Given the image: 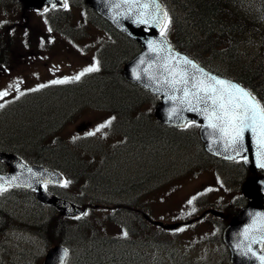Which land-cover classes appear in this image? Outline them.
<instances>
[{"label": "rangeland", "instance_id": "374dc122", "mask_svg": "<svg viewBox=\"0 0 264 264\" xmlns=\"http://www.w3.org/2000/svg\"><path fill=\"white\" fill-rule=\"evenodd\" d=\"M259 2L260 1L257 0L255 6L257 10L259 9ZM261 19L264 25V14L261 15ZM2 22H4L7 30H19L18 34L21 35L17 44L22 42V44L32 45L34 41L30 40L29 34H26L29 31L36 30L37 33H39L37 36L40 38L43 36L48 37L44 34V31H48L49 29L46 18L41 17L39 13L31 10L24 14L21 6L14 7L13 4L0 6V23ZM66 26L69 27V32L74 33L77 40H72L70 36V39L68 37L67 39H63L55 35L53 36L56 37L54 39L57 41L55 46H51L48 49L43 47L37 48V55L33 57L32 61L25 60L19 63L15 60L11 63L8 70L0 72V93H7V95L0 96V107L3 104L11 103L5 101V99L22 92V90L34 88V85L43 83L45 80H54L58 75L67 76L68 74H71L73 78L81 72H84L85 69L95 66V59L98 53L97 48H101L103 43L108 42L107 33L103 29H100L99 26L95 25L90 19H87V15L83 13V8L80 5L73 6L71 14L67 16ZM57 29L60 31L59 26ZM76 33H80V35ZM44 41L46 44L48 43L46 38H44ZM254 49L255 47L252 46L251 50ZM95 81L90 84H94ZM30 96L31 97L27 100H23L21 106L19 105L15 108H11L12 110L7 118L0 121V124L3 126L8 124L2 127L0 133L6 130L8 133L14 132L21 136L22 134L20 133H22L24 129H27L28 132H38L47 135L49 130L55 131L56 128L49 127V124L45 127L41 123L35 121H42L55 117V119L59 118V122L57 123L61 125L59 133H61L69 150L74 146H77L76 148L79 152L83 149L87 150L92 147L94 148L95 145H98V148H100L99 144L101 143L104 144L103 149L105 151L107 147L111 150V146H116V148L119 147L120 149L115 159L108 160L105 163L106 166L108 165L107 168L105 165H103L104 168H102L103 173L108 177L106 181L103 182V184L107 185L106 188L108 192H102V190H100L96 195L102 197L108 195L106 198L109 197V199L118 203L119 205H115V207L119 208L117 209L118 216L120 218H125L122 219L123 221H126L128 217L130 222L135 221L134 218L137 214L135 213L136 209L141 206L134 196L139 194V190L142 191L141 193L144 192L150 200V214L164 220H179L185 216L191 217V215L199 209L193 206L194 204L192 202L195 198L194 196L205 193V191L210 192L209 196H211V202H213V204L216 203L226 210L229 208H237L238 204L232 202L240 194L241 181L246 176L244 172L240 170L239 165L220 164L219 170L223 172V174L225 173L224 176L218 175L212 168L206 169L204 172L189 170V172L185 173L187 167H182V165H180L181 161H183L185 157L188 159V155L191 153H193L194 156L195 150L190 148L185 153L176 151V153H171L169 155L165 154V156L171 159L170 161L173 163L171 167L176 168V171L179 169L183 170L177 171V173L174 170L172 180L167 182L166 185L155 188L165 182L159 181L145 187L139 181L134 180L137 178L135 169L138 165L136 163L145 158L151 161L150 163H153V159L156 162L155 157L150 155L152 154L150 152V154H147V150L143 152L145 150L143 148H141V150H139V148L129 149V142L128 144L122 145V139H117L114 135H111L110 130H108L107 119L109 112L100 110V108H102L100 106L90 104L95 101L92 97L89 98L86 96L84 98L82 95L76 94L59 96L58 91L39 92L37 94H31ZM81 103H83L81 107L79 106L74 109L75 106ZM67 104H69V108L60 112L61 107H65ZM148 108L150 109L152 106L150 107L148 103L143 105L144 110H149ZM70 110L72 113L74 112L75 116H73ZM40 111H42V113L39 114V116H37V114H32L31 117L33 118L27 117V115L31 113ZM83 122L88 123V125L85 128L82 127L81 131H77L75 129L76 126L79 124L81 125ZM117 125L120 126L119 123ZM156 127L155 123L149 119H143V122L142 120L135 121L132 122L131 125V129L134 130L135 128V131L139 130V134L141 135L144 133V136L151 133L154 135L157 130ZM142 129H144V132ZM184 140H189L188 135L184 136ZM132 144L131 141L130 146H132ZM103 149L99 150L101 154ZM112 154L115 155V151ZM126 155L129 157H126ZM165 159H162V161H165ZM159 160L161 161V159ZM190 163L193 162L190 161L189 164ZM189 164L187 166H189ZM109 169L111 172H109ZM144 170V168L140 170L141 175L144 174ZM165 171L166 170H163L162 174ZM231 172L233 173L228 174ZM159 174L160 173L155 174L156 178L161 176ZM154 177L150 179V181H153ZM109 180L113 184H110ZM93 183H96L95 178ZM132 183H134V185H132ZM119 190H121V192ZM71 194L73 196L74 193L71 192ZM131 198L135 199V202H132L134 204L129 200ZM140 201L143 203L142 199H140ZM189 201H191V203ZM21 202L22 200H19L8 207L21 216L24 214L28 216L34 213L32 208L24 206L25 204H21ZM143 204H145V202ZM3 205L6 206V204ZM121 205L126 206L124 207ZM91 211V215H88L86 219L88 218L87 220L92 221L93 224H100L98 228L93 226V229H95L97 233H107V235L111 233L110 235L131 239L132 234L130 232H125V229L119 225V221L106 220L95 210ZM6 216L9 220L7 223L9 226L7 228L10 230L14 229L16 225H20V220L15 221L16 217L13 213L12 216ZM135 225L137 226V224ZM188 229V225H181L178 231H169V235L168 233L162 235L161 233L150 231V234L161 238V242L159 241V243L163 245L162 248L157 249L153 253L154 257L158 259L157 263L162 260L160 264H228V257L220 256L217 251L218 249L224 256L228 255L227 251L224 253L222 243L216 240L220 233L216 222L210 219L208 222L193 226L191 230ZM30 233L34 234L33 232ZM30 233H26L25 231L12 232L10 233L11 238L9 241L0 237V264H24V262L25 264H42L41 260L43 256L41 260L39 258L41 255L45 254L47 243ZM125 233L128 234L125 235ZM133 234L137 235V233L134 232ZM103 239H106V236ZM162 240H164V242H162ZM5 241H8V244L6 247H3L1 244L5 243ZM93 244L87 243L84 245L85 255H89L88 253H90L93 257L97 256L98 250L93 248ZM107 244L108 243H104L103 245ZM174 244H177V251L172 250ZM91 247L93 249H91ZM73 249L75 250V257L78 254H82L81 251H77L76 245ZM73 264H78V261L74 260Z\"/></svg>", "mask_w": 264, "mask_h": 264}, {"label": "trees", "instance_id": "16d2710c", "mask_svg": "<svg viewBox=\"0 0 264 264\" xmlns=\"http://www.w3.org/2000/svg\"><path fill=\"white\" fill-rule=\"evenodd\" d=\"M259 1V9L257 10L255 8L257 0H164L168 6L173 4L174 7L169 10L165 34L175 47L197 59L204 67L223 73L230 78L233 77L245 84L264 104V25L261 19V15L264 14V0ZM96 16L98 22L95 21L94 23L104 29L112 38L103 52L101 73L92 76L89 78L90 80H86L84 85L80 83L81 86L77 87L76 92L69 91L68 96L69 94H76L92 97L95 100L93 102H96L98 106L102 105V108L105 106L109 108L114 112V118L119 120L117 123L121 125L120 131L127 138L126 141H132L134 146L132 145L133 147L131 146L130 149L139 148L141 150L143 148L145 149L143 152H146L145 145L137 143L141 137L139 130L135 132L131 129V125L132 122L148 119L149 115L143 109V103L156 100V96L126 80L122 72V67L127 59L137 53L138 45L110 25L104 18ZM252 46L255 47L254 50H251ZM93 81L95 83L91 85L90 83ZM27 117L31 118L30 116ZM4 126H0V131ZM157 127L165 128V126L159 125ZM142 130L144 132V129ZM167 130L172 131L171 133L175 137L181 139H184L186 134L178 129L176 131ZM20 134L22 135L19 136L15 133L12 135L3 130L0 133V141L10 143L13 149L18 148L17 146H23L22 151H26L28 155L35 157V162L62 169L72 180V184L84 176L90 180L95 178L96 185L93 187L79 188L82 191L86 190L84 196H79L80 201H85V196L86 198L89 197L87 190L89 192L93 189V193L90 191V194L93 195L100 190L108 192L107 185L103 184V181H106L105 178L108 177L102 172L101 167L95 166L94 162L74 155L66 145L58 149L50 145L40 144L39 141L35 142V135L28 132L27 129H24ZM160 138L162 137L151 134L150 137H143V140H147L150 146L160 147L163 144V140ZM196 139L197 141H191L189 148L197 149L195 144L198 142V150H200L198 158L203 157L208 160L213 158L203 150L200 140ZM158 157L157 162L161 166L165 164V161L170 163V158ZM1 167L2 164L0 163V171ZM95 170L96 173L93 172ZM12 194V196L7 195L1 200L6 206L0 204V231L7 229L9 220L6 215L12 216L13 213L16 217L15 221L20 220V225H16L15 229L33 232L47 244L58 242L66 245L70 249L72 264L74 260H77L78 264H160L162 261L157 263L158 259L153 255L154 251L163 247L159 243L160 238L145 230V224H143L140 215H135L134 222H130L129 217L126 222L123 221L122 219L125 218L121 217V219L118 216L117 209L119 208L115 207L119 204L110 203V209H113L116 215L110 210L111 213L99 210L96 212L103 218L109 214V219L119 221V225L125 229V232L137 233V235H131V239L107 235V233L99 234L93 229V226L98 228L100 224H93L87 219L62 218L53 207L49 208L36 204L33 196H30L29 193L18 191L12 192ZM91 197L95 198V196ZM19 200H22L21 204H25L26 207L32 204L35 207V209L32 207L34 213L21 216L8 207ZM129 200L132 201L133 198ZM136 201L143 208L140 199L137 198ZM121 206L125 207L126 205ZM105 236L106 239H103ZM1 237L5 238V233L2 232ZM101 241L103 244L108 243L110 245H103ZM87 243H94L93 248L98 250L97 256L93 257L90 253L85 255L84 245ZM75 245L77 251L82 253L76 257L73 249ZM93 248L91 247V249Z\"/></svg>", "mask_w": 264, "mask_h": 264}, {"label": "water", "instance_id": "95a60500", "mask_svg": "<svg viewBox=\"0 0 264 264\" xmlns=\"http://www.w3.org/2000/svg\"><path fill=\"white\" fill-rule=\"evenodd\" d=\"M28 7L46 8L54 6V4L61 3L62 0H22ZM92 7H94L99 14L109 18L119 29L132 36L143 47V51L131 59L125 66V77L132 82L140 84L152 91L154 94L162 98L154 112L156 117L163 123H169L173 126H182L187 120H194L201 122L200 130L201 138L205 141V148L211 154L217 157L229 159L237 156H243L246 166L252 170L263 169L261 167V157L258 155L257 145L251 133L246 132L244 137L243 150L239 155L231 149L225 150L223 141L218 138V135H213V130L208 125V120L198 111L192 110L186 103L182 102L183 91H175L173 87L166 82L170 80L171 76L164 70V66L174 67L177 71H184L189 77V87L191 86L192 78L207 79L204 74L215 76L218 79H223L239 84L235 80L225 78L209 69L201 66L193 58L188 57L185 53L179 52L174 46H171L165 35H162L160 30L164 25L167 14L165 6L161 0H156L160 5L161 14L155 19H152V13L155 11L151 7L152 0H86ZM148 4V9H141L139 5ZM146 13L145 18L149 23H138L141 13ZM148 29L147 30H145ZM155 49V50H154ZM191 60L194 64L202 69L203 72L197 71L191 65L184 64L183 58ZM240 85V84H239ZM243 87L242 85H240ZM182 87V86H178ZM246 89L245 87H243ZM247 90V89H246ZM249 91V90H247ZM201 109L205 106L199 105ZM0 158H7L12 171L10 174L0 176V187L5 184H17L22 186L34 187L40 182H61V176L54 171L47 170L39 166L24 165L19 158L11 155L0 154ZM39 178V181H38ZM38 181V183H37ZM264 176H250L244 182L242 193L247 198L248 204L245 208L240 210L237 216L234 217L230 225L225 229L224 241L228 243L231 253L232 262L234 264H260L256 256L264 255L258 248L259 244H252V252L247 251L249 240L243 235V230L249 228L253 221H256L257 227L261 224L259 214H264ZM40 197L47 203H52L57 206L61 214L79 215L81 211L75 205L69 202L56 199L52 195ZM168 227H176V225H168ZM255 234V233H253ZM65 251L62 247L56 245L50 249L46 256L44 264H64Z\"/></svg>", "mask_w": 264, "mask_h": 264}, {"label": "snow or ice", "instance_id": "6c2138e0", "mask_svg": "<svg viewBox=\"0 0 264 264\" xmlns=\"http://www.w3.org/2000/svg\"><path fill=\"white\" fill-rule=\"evenodd\" d=\"M139 7L148 9L149 5L141 4ZM151 7L155 9L152 13V19L155 20L161 14L160 5L156 0H152ZM145 15L146 13L142 12L137 22L149 23ZM163 15L167 16L166 13H163ZM163 33L164 29L162 28L161 34ZM182 62L191 65L199 72H203L186 57L183 58ZM97 70L98 68L93 66L85 69V72ZM164 70L171 76V79L166 80V82L175 91H183V103L205 116L208 120L207 127L213 130V135H218V138L223 141L225 150L231 149L239 155L243 150L245 133H251L257 145L258 155L261 157L260 166L264 167V104H261L249 91L237 83L204 74L207 79L193 77V82L189 87V77L184 71H177L174 67L170 68L167 65L164 66ZM82 75H84V72L72 79L79 80ZM68 82V78L53 81V83ZM4 95H7V93H0V96ZM201 104L205 106L203 109L199 107ZM228 158L232 159L233 157L229 156ZM67 183L65 182V186H67ZM189 202L191 203V201ZM259 216L261 219L259 227H257L254 220L249 228L243 230L244 237L249 240L245 255H247V252H252V244H260L261 249L264 250V214H259ZM252 254L257 257L260 264H264V255H257L255 252ZM65 255H67L66 251Z\"/></svg>", "mask_w": 264, "mask_h": 264}, {"label": "bare ground", "instance_id": "6f19581e", "mask_svg": "<svg viewBox=\"0 0 264 264\" xmlns=\"http://www.w3.org/2000/svg\"><path fill=\"white\" fill-rule=\"evenodd\" d=\"M18 113V112H17ZM32 114H37V112H35V113H31L30 114V117H31V115ZM31 118H33V117H31ZM140 121V120H139ZM142 122H143V120H142ZM125 125H126V123H125ZM129 125H130V123H129ZM128 127V126H127ZM130 127V126H129ZM157 128V130H156V136H158V137H162L161 139L162 140H164V145H162V146H160V147H157L158 148V151L160 152V155H158V156H161V157H164L165 156V154L166 155H169V154H171V153H176V151H182V152H187L188 151V148L190 147V142H189V140H184V139H181V138H179V137H175L170 131H168L166 128H161V127H156ZM130 131V130H129ZM134 131H135V128H134ZM136 132V131H135ZM134 133V132H133ZM131 134V133H130ZM134 135V134H133ZM132 135V136H133ZM136 135V134H135ZM134 135V136H135ZM133 136V137H134ZM140 136V135H139ZM151 136V134H149V135H146V136H144V134L142 135L141 134V137L140 138H142V139H138V144L140 143H142L143 145H145L144 146V148L146 147L147 148V154H150V153H152V154H150V155H153V152H152V150H151V146L150 145H148V142H147V140H143V137H150ZM150 152V153H149ZM67 153V152H66ZM199 153H200V150H198V149H195V155L193 156V153H191L190 155H188L189 157H188V162L189 161H191V162H193L194 160H195V158H197L198 157V155H199ZM68 154V153H67ZM71 154V153H70ZM124 154V153H123ZM64 155H66L65 153H64ZM146 155V154H145ZM67 156H69V155H67ZM125 156V155H124ZM128 155H126V157H127ZM147 156V155H146ZM129 157V156H128ZM65 158H66V156H65ZM131 161V160H130ZM133 162V161H132ZM105 166H106V164H105ZM108 166V165H107ZM107 166H106V168H107ZM117 167V166H116ZM121 168V167H120ZM119 168V169H120ZM111 169V168H110ZM109 169V170H110ZM100 170V169H99ZM112 170V169H111ZM111 170L109 171V172H111ZM121 170H124V169H121ZM120 170V171H121ZM113 171V170H112ZM66 172V171H65ZM102 172H103V169H102ZM67 175V174H66ZM69 175V174H68ZM160 175V174H159ZM109 176V175H108ZM110 176H111V174H110ZM112 178V177H111ZM101 179V178H100ZM102 180H103V178H102ZM105 180H106V178H105ZM110 181V180H109ZM104 182V181H103ZM132 182V181H131ZM110 184H113V183H111V181L109 182ZM125 183V182H124ZM122 184V183H121ZM128 184V183H127ZM94 185H96V184H94ZM122 185H124V184H122ZM132 185H134V183H132ZM92 186V185H91ZM90 186V187H91ZM127 186V185H126ZM130 186V185H129ZM136 186V185H135ZM139 186V185H138ZM137 186V187H138ZM142 186V185H141ZM146 187V186H145ZM120 188V187H119ZM138 188H140V187H138ZM89 189V188H88ZM91 189V188H90ZM99 189V188H98ZM112 189V188H111ZM144 189V188H143ZM113 190V189H112ZM115 190H116V187H115ZM86 191V190H85ZM91 192L93 191V189H91L90 190ZM90 191H89V193H90ZM120 192H121V190H119ZM140 191V190H139ZM102 192H105L104 190H102ZM93 193V192H92ZM97 193V192H96ZM111 193V192H110ZM113 193H114V191H113ZM112 193V194H113ZM119 193V192H118ZM117 193V194H118ZM108 196V195H107ZM106 196V197H107ZM86 197V196H85ZM87 198H89V197H87ZM92 198V197H91ZM118 198H120V197H118ZM124 198V197H123ZM90 199V198H89ZM123 211V210H122ZM126 212V211H125ZM122 219V218H121ZM125 221V220H124ZM126 222V221H125ZM126 227H127V225H126ZM132 230V229H131ZM128 234V233H127ZM110 235V234H109ZM133 235V234H132ZM108 237V236H107ZM110 238V237H109ZM112 239V238H111ZM120 242V241H119ZM124 243V242H123ZM23 264V263H22ZM24 264H25V262H24Z\"/></svg>", "mask_w": 264, "mask_h": 264}, {"label": "flooded vegetation", "instance_id": "af4514ba", "mask_svg": "<svg viewBox=\"0 0 264 264\" xmlns=\"http://www.w3.org/2000/svg\"><path fill=\"white\" fill-rule=\"evenodd\" d=\"M31 40H34L32 45H26V44H20L19 45L18 44V45H15V47H13L12 49H9L8 51H4V54L6 56H9L10 54H12L15 57L14 59L17 60L19 63H21V61H25V60L32 61L33 57L35 55H37L36 49L40 47V44H39V42H37L38 41L37 37L33 36ZM9 58H11V57L9 56L7 59H9ZM47 81L48 80H45V82H47ZM45 82H43V83L45 84ZM39 114H41V112H37V116H39ZM47 120H45V121H47ZM151 134H153V133H151ZM154 135H156V133ZM162 145H164V140H163ZM151 150L155 154L154 156L156 158H159L158 155H160V152L158 151V148L156 146H151Z\"/></svg>", "mask_w": 264, "mask_h": 264}]
</instances>
